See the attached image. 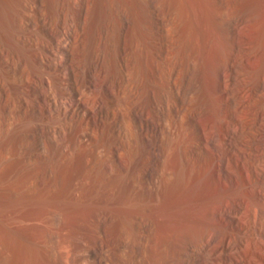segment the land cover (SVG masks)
<instances>
[{
  "label": "bare ground",
  "instance_id": "bare-ground-1",
  "mask_svg": "<svg viewBox=\"0 0 264 264\" xmlns=\"http://www.w3.org/2000/svg\"><path fill=\"white\" fill-rule=\"evenodd\" d=\"M75 2L87 11L81 0ZM198 2L203 6L196 1V8L211 14L209 30L207 20L202 19L207 25L199 26L205 29L198 26L201 31L194 34L185 30L183 37L180 33L182 49L178 44L180 50L174 56L177 37L168 31L175 36L170 35L165 49L156 55L155 75L143 87L134 84L128 91L140 116V145L125 113L112 99L117 84L108 79L110 69L102 56L92 57L89 45L78 40L75 22L69 21L54 33L57 48L45 49L47 61L44 52L39 58L46 110L51 113L58 103L49 89L54 80L70 95L69 100L59 102L65 117L80 107L88 112V127L79 131V141L93 138L94 127L110 109L121 135L103 164H85L92 177L86 174L83 179L91 190L86 193L78 182L75 186L81 188L74 186L78 190L72 192L77 202L87 196V202L94 204L92 216L99 222L101 234L95 249L98 264H264V0H239L236 9L230 8V0H218L220 12L213 5L214 9L209 8L208 2L206 6ZM43 6L38 0H26L23 5L20 20L33 25L36 36L41 30L34 11ZM199 15L195 16L201 19ZM216 17H222L223 23ZM198 18L193 22H201ZM2 56L5 59L4 52ZM81 73L86 83L79 96L76 75ZM27 86L23 102L28 101L27 93L35 84L30 81ZM100 88L109 95L107 101L96 96L86 100ZM153 106L157 121L151 115ZM172 109L182 114L180 128L173 133L176 137L167 144L157 122ZM63 121L59 132L66 137L70 126ZM133 146L128 161L123 154ZM174 152L179 156L173 160ZM67 158L65 163H54L56 187L72 166L71 157ZM69 195L68 200L73 197ZM71 202L67 201L69 206ZM102 208L110 210L109 217ZM106 222L116 223V228H109ZM63 253L67 263L69 253Z\"/></svg>",
  "mask_w": 264,
  "mask_h": 264
},
{
  "label": "rangeland",
  "instance_id": "rangeland-1",
  "mask_svg": "<svg viewBox=\"0 0 264 264\" xmlns=\"http://www.w3.org/2000/svg\"><path fill=\"white\" fill-rule=\"evenodd\" d=\"M38 1L45 7L34 11V21L41 30L36 36L32 34L34 26H26L20 20L26 0H0V29L2 28V31L0 30V264H51L55 262L54 260L56 262L59 260V264H65L63 252L66 251L69 253L66 264H98L95 249L101 234L99 222L92 216L94 204L91 200L87 202V196L85 199L82 198L84 201L81 199L77 202L73 190L76 192L77 188L83 186L87 190L86 193L91 190L89 188L91 184L83 179L86 174L87 178L92 177L91 170H86L85 164L91 163V166L103 164L110 157L112 147L121 135L115 127L114 113L110 109V112L101 118L98 126L94 127L93 138L79 141V131L88 127L85 120L88 112L80 107L71 117H65L63 110L59 109V102L62 99L69 100L70 95L65 93V90L62 91L54 80L48 87L52 89L50 92L53 93L54 101L58 98L55 102L58 103L57 106H53L51 113L46 110L47 100L40 91L43 84L39 77V58L44 52L42 57L45 55L43 58L46 62L49 52L45 49L57 48L54 33L69 21L75 22L78 40L89 45L92 57L102 56L110 69L111 76L108 79L117 84L115 88L117 95L112 99L116 101L115 106L125 113V120L140 145L142 132L138 124L140 116L129 101V89L134 84L143 87L147 79L153 78L156 73V55L165 49L167 45L165 42L170 35L176 34L174 38L177 37L176 49H173L171 54L174 56L179 48L182 49L180 45L183 44L182 32L185 30H193V34L197 32L195 30L200 32L199 28H204L207 22L208 26L205 28L208 31L210 28L208 20L212 17L211 14L204 15L208 12L198 7L203 6L198 2L200 0H81L87 11H82L75 0ZM201 1L204 6L210 3L211 7L210 5L208 7L213 8V5L218 12L223 10L218 0H205V3L204 0ZM230 1L232 3L230 8L236 9L239 0ZM233 11L228 12L232 14ZM229 13L227 14L230 16ZM199 14L201 19L195 16ZM197 18L201 20L200 23H197V20L193 22V19ZM202 19L204 22L208 20L204 23ZM220 19L216 17V20L220 21ZM222 20L220 23H223ZM192 22L197 28L191 25ZM201 23L204 27L199 26ZM168 31H173L174 34L169 35ZM180 33L182 42L179 40ZM56 36L60 35L56 34ZM1 51L4 52L5 59ZM76 76L77 90L81 92H78V95L82 96L86 77H83L82 73ZM30 81L35 86H32V89L29 87L31 90L27 93L28 101L23 102V95ZM93 96L105 101L109 99L106 90L101 88L95 93H89L85 99L89 100ZM154 107L151 112L153 117H155ZM181 114V111L172 109L167 116H164L165 118H159L157 122L166 134L164 137L167 144L170 138L176 137L173 133L180 128ZM155 118L157 121L158 117ZM63 120L68 121L70 126L66 137L61 136L59 132V125L65 124ZM134 148L133 146L124 151V159L128 161L131 159ZM175 152L171 156L173 160L179 156V152L178 154ZM68 156L72 160V166L69 168L71 171L69 169L65 171L61 184L56 187L58 184L53 185L54 163H65ZM79 163L85 166L83 167L82 164L81 168ZM76 183L81 187L75 186ZM69 194L73 197L68 200ZM61 198L64 201H60ZM67 201L71 202V206ZM72 204H75V207ZM61 206L63 208L60 209ZM54 208L57 211H52L56 210ZM101 211L109 217V209L102 208ZM49 212L56 213L49 217L51 215ZM59 217L61 221L57 219ZM105 225L112 229L116 228V223L113 222H106Z\"/></svg>",
  "mask_w": 264,
  "mask_h": 264
}]
</instances>
